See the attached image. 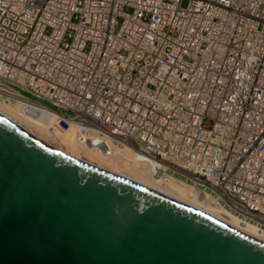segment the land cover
<instances>
[{
    "label": "built area",
    "instance_id": "obj_1",
    "mask_svg": "<svg viewBox=\"0 0 264 264\" xmlns=\"http://www.w3.org/2000/svg\"><path fill=\"white\" fill-rule=\"evenodd\" d=\"M20 99L157 176L219 158L239 187H201L246 217L256 182L264 206V0H0V100Z\"/></svg>",
    "mask_w": 264,
    "mask_h": 264
},
{
    "label": "water",
    "instance_id": "obj_2",
    "mask_svg": "<svg viewBox=\"0 0 264 264\" xmlns=\"http://www.w3.org/2000/svg\"><path fill=\"white\" fill-rule=\"evenodd\" d=\"M0 264H264V240L0 111Z\"/></svg>",
    "mask_w": 264,
    "mask_h": 264
},
{
    "label": "bare ground",
    "instance_id": "obj_3",
    "mask_svg": "<svg viewBox=\"0 0 264 264\" xmlns=\"http://www.w3.org/2000/svg\"><path fill=\"white\" fill-rule=\"evenodd\" d=\"M0 111L74 156L107 167L145 184L156 187L177 199L210 213L234 227L240 228L264 240V206L262 207L261 204L253 201V198L258 202L262 199L254 193L256 182L252 189L253 198H250V208L252 210L246 214V217H240L231 209L232 205L235 206V208L236 205L231 204L229 207H226L225 203L221 201V194L215 195L211 191L201 187V184L208 187L207 181L211 180L214 182L215 186L219 188L217 186L218 182L221 184L224 177L232 178V167L230 165H225L219 158L213 159L209 164L197 165L196 170L189 169V167L184 164L183 166H179V163L177 165L171 164L174 166L175 170L170 171L171 169L168 170V166L164 165L162 176H157L158 172L156 170V165L160 164V162H153V165L146 162H132L133 153L126 149H121L119 154L114 152L113 149H111L109 153L99 150V145L97 144L101 141L100 136H93L92 139L96 144L90 145V135L81 131L77 133L79 130L77 126L70 130L62 129L54 112L47 109V107L42 104L20 99L18 103L11 105L5 104L0 100ZM182 152H185V150L177 152V160L182 158V156H179ZM199 155L203 157L204 153L200 151ZM263 155L264 153L261 154L257 165L264 179ZM187 158L189 160V156ZM251 161L256 163L253 159H251ZM203 167L206 170L202 171ZM248 171L247 167L241 170L238 180H244L248 175ZM229 181L231 182L230 179ZM238 187L239 185L236 178H232V188ZM258 193L260 195L264 194V186L259 188ZM190 195H194V198H191ZM250 214H255L261 219L262 223H254L252 220H249L248 217ZM242 223L244 225H242Z\"/></svg>",
    "mask_w": 264,
    "mask_h": 264
},
{
    "label": "rangeland",
    "instance_id": "obj_4",
    "mask_svg": "<svg viewBox=\"0 0 264 264\" xmlns=\"http://www.w3.org/2000/svg\"><path fill=\"white\" fill-rule=\"evenodd\" d=\"M48 104H49V103H48ZM65 114H66L68 117H72V116H73L72 113H71V112H68V111H66ZM190 196H191V198H194V195H190ZM242 225H244V224L242 223Z\"/></svg>",
    "mask_w": 264,
    "mask_h": 264
}]
</instances>
